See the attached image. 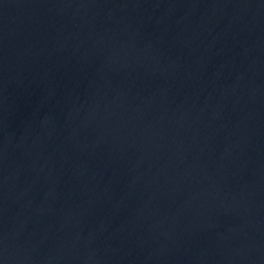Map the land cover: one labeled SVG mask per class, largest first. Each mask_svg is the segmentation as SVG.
Listing matches in <instances>:
<instances>
[{
  "label": "water",
  "instance_id": "1",
  "mask_svg": "<svg viewBox=\"0 0 264 264\" xmlns=\"http://www.w3.org/2000/svg\"><path fill=\"white\" fill-rule=\"evenodd\" d=\"M0 264H264V0H0Z\"/></svg>",
  "mask_w": 264,
  "mask_h": 264
}]
</instances>
